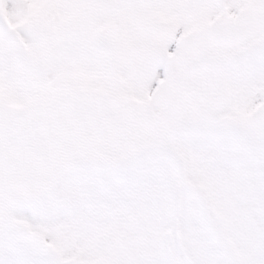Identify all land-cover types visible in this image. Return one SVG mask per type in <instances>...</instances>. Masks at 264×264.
<instances>
[{
	"label": "snow or ice",
	"instance_id": "1",
	"mask_svg": "<svg viewBox=\"0 0 264 264\" xmlns=\"http://www.w3.org/2000/svg\"><path fill=\"white\" fill-rule=\"evenodd\" d=\"M0 264H264V0H0Z\"/></svg>",
	"mask_w": 264,
	"mask_h": 264
}]
</instances>
